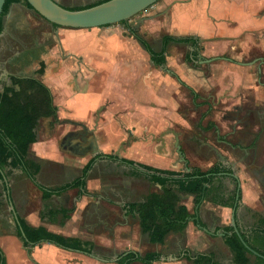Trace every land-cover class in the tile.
I'll use <instances>...</instances> for the list:
<instances>
[{"label":"crops","instance_id":"0c3cea01","mask_svg":"<svg viewBox=\"0 0 264 264\" xmlns=\"http://www.w3.org/2000/svg\"><path fill=\"white\" fill-rule=\"evenodd\" d=\"M170 2L173 22L180 25L179 30H186L183 35H173H192L201 40L215 39L241 45L245 37L253 40L254 32L264 31V0ZM25 6L23 0L10 6L3 18L0 36L9 34V22L17 10L28 8ZM187 20L190 26L184 29L182 25ZM128 23H123L125 27L109 24L69 28L55 27L49 22L48 31L33 40V47L43 53L22 69L27 74H19L10 67L13 64L21 68L19 58L23 57L18 49L9 58L0 59L1 94L5 87L13 84V79L32 77L50 89L53 99L51 104H31L23 98L0 118V130L34 176L30 177L20 165L8 163L0 168V248L6 264H117L118 256L127 251L142 255L157 252L159 257L152 264H192L185 255L186 249L195 253L213 251L225 264H233V253L225 242V235L226 228L233 226L235 205H219L208 199L196 203L195 195L179 192L178 203L184 204L190 212L188 224L184 232H172L162 243L150 241L149 234L141 229L138 214L127 207L129 203L144 202L151 193H162L163 186L145 175H136L135 170L143 173L146 170L121 159L185 172H188L187 162L202 170L219 162L235 170L238 162L229 157L233 150L218 144L220 140L230 144L225 136H217L214 144L197 135L185 134L186 128H183L191 122L185 113L178 111L177 88L167 82L164 71L167 62L163 66L155 65L145 46L131 33L135 28ZM17 42L0 39V50L7 46L17 48ZM49 42H53L50 47ZM183 44L191 47L186 54L187 61L199 63L200 60L189 59L188 54L194 47ZM151 47L159 50L161 39L159 48ZM31 70L34 73L28 74ZM177 74L169 71V79L175 76L189 89L194 107L208 103L198 101V92ZM15 88L18 89V85ZM237 105L242 104L239 102L233 107ZM208 112L202 117L206 115L207 118L211 111ZM203 120L200 118L196 125L199 130L219 131V124L214 120L205 124ZM241 143L235 142L233 147L244 151L245 155L249 151L256 153L254 144L243 146ZM203 147L206 150L200 151ZM214 154L218 160L212 159ZM244 159L249 165L252 157ZM89 162L92 165L84 179V187L77 185L44 197L40 186L56 187L83 179ZM249 167L254 176L264 173L263 161L250 163ZM234 175L239 179L241 191L235 218L239 229L245 231L254 225L257 214H264V177L263 182L258 175L245 182L241 178L242 170ZM225 183L228 190L235 188L230 177ZM21 218L31 226H43L51 232L90 241L92 252L67 249L48 241L25 246L17 234ZM11 221L14 226L6 228L5 224ZM194 227L200 231L199 235L221 240L230 251V261H224L222 254L208 243L199 246L192 238ZM176 234L186 236L187 246L173 240ZM142 238L147 244L144 252L136 247L140 246ZM119 242L125 245L122 250H119ZM131 264L143 263L135 259Z\"/></svg>","mask_w":264,"mask_h":264},{"label":"rangeland","instance_id":"374dc122","mask_svg":"<svg viewBox=\"0 0 264 264\" xmlns=\"http://www.w3.org/2000/svg\"><path fill=\"white\" fill-rule=\"evenodd\" d=\"M56 1L67 7H83L102 0ZM171 6L172 3L170 0H159L129 18L128 24L146 37L152 46L159 48L160 39L163 34L175 33L183 35L186 33V30H179L180 25H176L173 22V11ZM34 11L35 10L30 7L17 10L14 19L9 22V34L5 33L0 36L3 42L12 39L18 40L17 48L7 46V49L2 48L0 50V59L9 58L12 52L18 49L20 51L19 55L23 57L19 58L21 68L20 66L19 68L17 66L14 67L12 66L13 64L10 67L19 74H27L22 71V69L25 70L26 66L29 67L35 57H40L41 53H43L39 51L38 48L33 47L32 43L35 38L42 36V34H45L49 29L48 20ZM29 12L31 14H29ZM149 17L152 20L148 21L147 18ZM114 24L115 26L118 24L125 27L122 22L113 23V25ZM189 26V20L182 25L184 29ZM54 29L56 30L58 28ZM127 31L130 34L129 30ZM253 38L252 40L245 37L241 45L233 42L221 43V41H216L215 39H200L198 50L202 60L199 61V63L187 61L186 54L191 48L189 45L171 43L166 53L168 65L166 66V70H164L167 74V82L175 84L173 86L177 88L175 91L177 92L175 101H177L179 106L178 111L181 110L182 113H185L189 118V122H191L188 127L183 128H186L185 130L187 133L185 132V134L197 135L200 139L205 138L208 141H212L214 144L216 143L215 141H217V136H225L230 144L227 145L223 140L218 141V144L222 148L225 147L223 145H226L230 150H233V152L229 153V157L231 160H234L233 162L238 161L234 167V172L238 173L239 170H242L243 175H241V178H243L245 182L251 181V178L254 176L252 174V169L250 167L247 168V166H250V163L253 164L255 162L258 163V161H263L264 164V31L259 32V34L258 32H254ZM52 43L53 42H49V47ZM11 45H13V43ZM25 47L30 50H27ZM44 49L45 48L42 50ZM39 59L40 58H38V60ZM10 62H13V60ZM169 71L178 72L179 74L177 75L180 76L182 80H184V77L188 81V84H191L198 92L200 96L198 101L206 100L208 103L197 108L194 107L189 89L182 83H179L175 76L170 80L169 78L171 77L168 76ZM31 73H34V71L31 70L28 74ZM238 96H240V100H236ZM239 102H241L242 105H237L238 107L234 108L233 106ZM207 110L209 111L208 113H210V111L211 113L207 115V118H205L206 115L202 117ZM200 118L204 119L202 121L204 124L214 120L219 124V131L202 132L203 130H199L196 125ZM240 141L243 142L241 143L243 146H252L254 144L253 147H257L256 153L253 154V151H249L245 155L244 151L236 147L234 148L233 144ZM205 150V147L200 149V151ZM253 155H257V157L254 158ZM242 156H245L246 159L252 157L251 162L248 161L249 165L245 164V157L242 158ZM217 157L218 156L214 154L212 159L218 160ZM192 163L194 162L192 161ZM228 164L233 166L229 162ZM256 175L260 177L259 181L263 182L264 173L260 172L259 174H255V176ZM5 212L8 214V211L5 210ZM207 219L208 218L205 217L206 222H209ZM5 225H7L6 228L14 226L12 221ZM194 228L195 231L193 232L192 238L195 239V242H198L199 246H207L206 243H208L212 246L211 248L218 250L222 254L224 261H230V251L221 240L210 239L209 237H204V235H199L201 233L198 228ZM175 236L173 240H178L181 246L187 243L185 235L176 234ZM139 241L140 246L138 245L136 247L141 252H144L147 248V244L144 243V238ZM119 246L121 247L119 250H122L125 245L119 242ZM193 249H195V247H193Z\"/></svg>","mask_w":264,"mask_h":264},{"label":"trees","instance_id":"16d2710c","mask_svg":"<svg viewBox=\"0 0 264 264\" xmlns=\"http://www.w3.org/2000/svg\"><path fill=\"white\" fill-rule=\"evenodd\" d=\"M20 1L22 0L5 1L0 20V33L3 29V18L8 13L10 6ZM23 1L28 7L32 8L26 0ZM97 3L69 8L80 9ZM127 22L128 20L122 23ZM53 25L60 27L57 24ZM131 33L145 46L150 53L151 60L158 66L166 64V53L168 45L171 42L191 44L194 47L193 51L188 54L191 60L197 58L196 56L199 53L200 38L196 36L164 34L161 37V48L155 50L142 34L136 30L131 31ZM12 83L11 86L5 87L2 94L0 93V118L23 98H26L31 104L52 103L53 99L50 89L39 80L32 77H24L13 79ZM15 85H18V89L15 88ZM192 93L194 94L193 91ZM108 157L116 158L112 155H108ZM9 159L10 162H8ZM121 161L129 165L142 167L146 172L143 173L140 170H135L133 173L145 175L151 181L163 186L162 193H151L146 197L144 202L129 203L127 205L129 210L138 214L141 229L143 232L149 234L151 242L162 243L170 233H182L185 231L190 212L184 204L178 203L180 200L179 192L195 195L196 203L208 199L219 205L233 206L241 199V191L238 186L239 179L233 174L234 170L220 162L215 163L207 170H202L197 166H190L187 162V167L190 170L185 172L184 170L158 169L142 163L137 164L132 160L121 159ZM8 163H11L13 166L20 165L30 177L34 178L25 166L18 151L0 130V168H3ZM91 165L92 162H89L84 169L83 179L56 187L46 188L40 186L44 197H48L54 193L60 194L73 186L79 185L84 187V179ZM227 177H230L235 183V188L232 190H228L226 187L225 179ZM255 218L256 221L249 230L241 231L245 243L234 231L233 226L226 228L225 242L233 253V264H264V214H257ZM17 234L23 240L25 246H33L42 241H48L67 249L79 250L86 253H91L93 249V243L90 241L51 232L43 226H31L22 218L19 219ZM250 249L256 251L259 255L253 253ZM185 255L187 259L191 260L192 264H225L213 251L195 253L190 249H186ZM158 257V253L154 251L146 252L143 255L134 251H127L118 256L117 264H131L135 259L140 260L143 264H152ZM0 264H6V258L1 248Z\"/></svg>","mask_w":264,"mask_h":264},{"label":"water","instance_id":"95a60500","mask_svg":"<svg viewBox=\"0 0 264 264\" xmlns=\"http://www.w3.org/2000/svg\"><path fill=\"white\" fill-rule=\"evenodd\" d=\"M6 0H0V20L2 16L3 6ZM32 8L38 12L42 17L53 24L69 28H92L101 27L117 22L128 20L135 14L153 5L159 0H104L97 4L80 8L71 9L57 2L56 0H26ZM180 154V145L177 144ZM184 158V157H183ZM189 171L190 168L187 167ZM234 174V173H233ZM237 204L233 208L232 224L235 232L245 243L241 230L239 229L235 213ZM14 209V208H13ZM14 214L18 218L15 210ZM24 235V233H23ZM247 245V244H246ZM248 246V245H247ZM248 248H250L248 246ZM256 255V251L250 249ZM94 256L93 254H91Z\"/></svg>","mask_w":264,"mask_h":264},{"label":"flooded vegetation","instance_id":"af4514ba","mask_svg":"<svg viewBox=\"0 0 264 264\" xmlns=\"http://www.w3.org/2000/svg\"><path fill=\"white\" fill-rule=\"evenodd\" d=\"M177 36H179V35H177ZM197 58H194V60L196 61V60H202V58H201V54L200 53H198L197 54V56H196ZM203 60H205V59H203Z\"/></svg>","mask_w":264,"mask_h":264}]
</instances>
